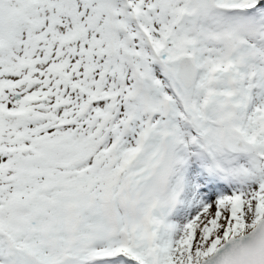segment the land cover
<instances>
[{
    "label": "snow or ice",
    "instance_id": "snow-or-ice-1",
    "mask_svg": "<svg viewBox=\"0 0 264 264\" xmlns=\"http://www.w3.org/2000/svg\"><path fill=\"white\" fill-rule=\"evenodd\" d=\"M0 264H264V0H0Z\"/></svg>",
    "mask_w": 264,
    "mask_h": 264
}]
</instances>
